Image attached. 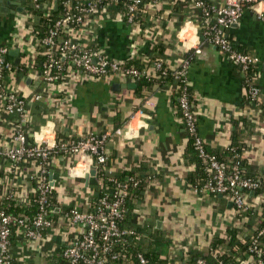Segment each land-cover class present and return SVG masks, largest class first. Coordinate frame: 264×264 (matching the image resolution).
I'll use <instances>...</instances> for the list:
<instances>
[{
	"label": "crops",
	"instance_id": "crops-1",
	"mask_svg": "<svg viewBox=\"0 0 264 264\" xmlns=\"http://www.w3.org/2000/svg\"><path fill=\"white\" fill-rule=\"evenodd\" d=\"M29 2L23 0L14 13H0V45L7 47L6 58L19 66L7 73L6 85L24 96L42 87L40 71L34 67L37 48L25 12ZM206 2L209 7H217L224 0ZM5 3L0 0L2 7ZM200 14L191 0H157L144 5L136 22L129 23L115 6H110L83 24L76 38L110 59L134 60L147 66L145 69L151 68L155 59H161L174 69L186 56L177 33L186 18L199 25ZM210 20L213 22V17ZM226 35L240 50L259 58L254 67L259 94L255 101H249L244 74L217 47L203 42L201 53L190 61L187 70L198 134L208 152L222 155L231 144L238 146L246 172L264 175V0L246 7L240 19L226 29ZM172 85L169 81L157 82L138 93L137 82L129 77H89L78 71L59 87H49L40 100L30 101L27 106L29 140L33 129L46 123L57 136L108 134L103 148L107 159L102 168L112 178L132 174L140 179L142 189L133 194L126 222L137 225L142 233L141 249L161 260L154 264H187L195 253H205L213 239L222 237L227 228H235L240 237L256 229L253 218L236 215L227 196L194 190L203 176L202 161H196L192 152L179 113L178 92ZM145 99L153 101V105L145 104ZM139 109L145 124L135 122L132 135L115 134L117 127L126 130ZM16 125V119L0 107V200L10 194L20 202L34 194L42 169L35 160L17 167L5 160L3 152L13 144ZM75 160V155H61L47 163L48 178L60 201L55 208L56 226L38 239L18 240L12 246L14 257L31 255L34 264H46L52 253H59L84 230L60 209L87 208L97 192L100 168L86 185L84 178L68 175V167ZM251 203L256 205L255 199Z\"/></svg>",
	"mask_w": 264,
	"mask_h": 264
},
{
	"label": "built area",
	"instance_id": "built-area-1",
	"mask_svg": "<svg viewBox=\"0 0 264 264\" xmlns=\"http://www.w3.org/2000/svg\"><path fill=\"white\" fill-rule=\"evenodd\" d=\"M54 1L49 0L50 7ZM118 1L120 0H78L75 6H72L71 0H63L62 14L49 27L46 35L39 39L33 35L36 48L38 49L39 46L43 48L41 54L46 55V60L40 72L42 87L39 86L29 96L23 97L6 85V72L11 62L6 58L7 47L0 45V107L7 115L14 117L17 124L12 135L13 144L4 150L3 156L12 167H17L27 160H35L42 169L37 175L35 184L38 207L34 217L9 215L0 210V264H6L13 257L10 240L12 225L21 227L24 236L30 239H38L43 235L42 231L51 229L50 215L54 206L49 200V194L54 186L48 178L49 171L45 169L51 159L55 156L75 155L76 160L68 167V175L81 178L91 165H95L98 171V167L107 159L103 150L107 133L87 134L64 142L58 139L55 129L46 123L39 129H33V138L28 139V103L40 100L45 90L53 86L59 87L66 77L78 71L89 77L119 75L133 80L150 75L160 79L171 77L174 80L172 86L178 92V108L186 134L202 161L203 176L201 181L194 185V190L212 195H225L232 201L236 212L241 213L251 208L253 204L250 192H254L260 186L264 188V183L259 179L243 175L240 160L242 155L233 148H227L232 152L230 168H227L228 166L216 154L206 150L204 141L198 134L187 86L188 64L201 53V44L207 42L217 47L226 59L244 74L248 100L253 102L257 99L259 86L254 67L259 62V58L240 50L228 38L226 29L240 19L246 7L252 6L258 0H224V3L217 7H209L206 0H191L200 9L201 21L198 25L194 19L186 18L177 33V39L186 54L182 63L171 69L163 60L157 59L153 61L151 68L144 70L127 65L124 61L110 59L99 49L85 46L76 38L77 31L83 24L98 12L108 10L110 6H115L125 21L133 23L137 20L136 16L141 5L157 2V0H122L123 8L118 7ZM210 15H213V22L210 20ZM36 53H39L38 50ZM144 103L153 105L150 99H145ZM141 117L144 116L139 109L131 116L125 131L118 127L114 133L134 134L138 121L141 126L145 124ZM128 180L120 182L110 178L109 181L114 182L117 188L113 190L105 186L101 196L94 201L92 210H87L88 206L85 210L78 206L70 208L65 216L72 223L84 226V230L61 249L60 264H112L121 257L129 237L136 235L133 229L122 228L118 224L123 217L122 203L130 186L141 183L139 178ZM252 208H256L254 204ZM250 250L259 252L255 264H264V253L260 252L257 239L253 240ZM196 263L208 264L200 258ZM137 264L153 263L143 253H138Z\"/></svg>",
	"mask_w": 264,
	"mask_h": 264
},
{
	"label": "trees",
	"instance_id": "trees-1",
	"mask_svg": "<svg viewBox=\"0 0 264 264\" xmlns=\"http://www.w3.org/2000/svg\"><path fill=\"white\" fill-rule=\"evenodd\" d=\"M78 2V0H71V5L75 6V4ZM144 5H141L139 7V10L143 8ZM118 7H123L122 0L118 1ZM63 11V0H55L53 2L52 7L49 5V0H38L37 2H34L30 0V2L27 4L25 8V12L27 14V20L30 23L31 32L33 35H35L38 39L42 38L44 35H46L48 29L54 21L59 18ZM212 18L213 15H210ZM137 18V16H136ZM65 37V36H64ZM43 48L41 46L38 47V54L34 57V67L42 71L44 62L46 60V55L41 54V50ZM158 58V57H155ZM154 58V59H155ZM157 60V59H155ZM154 60V61H155ZM153 63V61H152ZM151 63V65H152ZM127 65H133L136 68L140 70H144L147 68L145 65H139L136 61H128L126 62ZM150 64V63H149ZM149 67V66H148ZM13 68H19L17 65H13L11 62L10 68L7 70V73H12L14 71ZM137 82V89L136 91L140 93V91L146 90L148 87H150L154 83H164V82H171L174 83L173 79L171 77H166V79H160L153 77V75H150L149 77L141 76L140 78L135 80ZM190 101H191V95L190 91L188 89ZM20 94V93H19ZM23 97V94H20ZM118 128V127H117ZM59 140L62 141H69L76 137H63V136H57ZM191 142V141H190ZM206 148V147H205ZM228 148H233L235 152L240 153V148L238 146H235L234 144H231ZM192 152L195 154L196 161L198 160L197 151L194 149L193 145L191 144ZM207 150V149H206ZM213 153V152H210ZM216 154L217 157L227 165V168H230V165L232 164V152L231 150H226L225 153L222 155ZM241 154V153H240ZM200 160V158H199ZM241 169L242 173L246 177H253L256 179H259L261 183H264V175L256 176V175H249L245 168H244V159L241 157ZM106 162V161H105ZM104 162V163H105ZM98 171V181L99 184L96 185L97 192L93 200L88 205L87 210H92L94 207V201L98 197L101 196L102 189L106 186L108 188H112L113 190L116 189V184L112 181H109L111 175H109L107 172H105L104 168H102V165L99 166ZM128 179L130 178H137V176L129 174ZM126 177V178H127ZM112 178V177H111ZM116 178V181L125 182L129 181L123 176L113 177V179ZM131 184V182H129ZM132 185V184H131ZM142 189L141 183L139 182L136 186H130V188L127 191L126 196L124 197L122 206H123V217L119 221V226L122 228L127 229H133L136 232L135 236L129 237L128 241L126 242L125 249L122 251L121 257L117 261H113L112 264H137V254L143 253L151 263H161V260L158 259L153 253L147 251H143L140 247V242L142 240L141 232L138 229L137 225H130L128 224L127 218L130 217L131 214V199L133 198V194L138 193L139 190ZM141 191V190H140ZM37 191L32 194L28 199V201H20L17 202L15 199L13 200L12 197H9V195H6V197L2 198L0 200V210H3L5 213L9 215L14 216H22L26 215L29 218L34 217V215L37 213ZM249 194V192H247ZM264 188L262 186L255 189L252 198L256 201V208H248L245 212L236 213L237 216H245L248 215L250 218H253L256 223V229L253 234L246 236V237H240L238 235V232L235 230V228H227L225 230V233L222 237H217L213 239L211 242L208 250L205 253H195L192 255L190 260L187 262V264H197V259H204L208 264H247L250 262V260H253L256 262L259 252L256 250L251 251L252 248V242L254 239H257L258 247L260 252L264 253ZM112 197V195H111ZM49 200L51 201L52 205L54 206V210L52 214L50 215V219L52 221L51 228L56 226V219H57V212L55 211V208L59 204V200L57 199V190L54 189V187L51 189L49 194ZM71 207H67L66 209L61 208L60 210H63L65 215L70 210ZM259 208V211L256 210ZM61 213V212H60ZM45 231H42V234H44ZM21 238H26L24 236L23 230L21 227H18L16 225L11 226V235L10 240L12 243V246L18 243V240H21ZM63 248V247H62ZM14 249V248H13ZM12 249V251H13ZM61 259V251L54 252L48 257V261L46 264H59ZM6 264H34L32 260V256H22L21 258L12 257L8 260Z\"/></svg>",
	"mask_w": 264,
	"mask_h": 264
},
{
	"label": "water",
	"instance_id": "water-1",
	"mask_svg": "<svg viewBox=\"0 0 264 264\" xmlns=\"http://www.w3.org/2000/svg\"><path fill=\"white\" fill-rule=\"evenodd\" d=\"M22 1L23 0H6V3H5L4 7H2L0 5V13H2V12H4V13H6V12L14 13L16 11V9H17V6H20ZM129 84H130V86L131 85L135 86V83H129ZM96 173H97V167L95 165H91L89 167L88 172L85 173V175L83 177L86 185L88 184L90 177H94L96 175ZM54 177L55 178L57 177V173L54 175ZM253 193H254L253 191L250 192L251 195Z\"/></svg>",
	"mask_w": 264,
	"mask_h": 264
}]
</instances>
